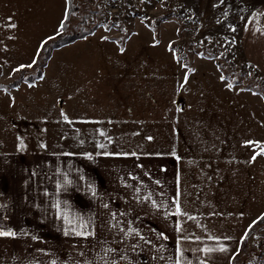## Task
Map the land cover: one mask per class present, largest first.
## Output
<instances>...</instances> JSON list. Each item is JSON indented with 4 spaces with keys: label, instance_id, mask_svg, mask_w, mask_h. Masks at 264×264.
<instances>
[{
    "label": "crops",
    "instance_id": "crops-1",
    "mask_svg": "<svg viewBox=\"0 0 264 264\" xmlns=\"http://www.w3.org/2000/svg\"><path fill=\"white\" fill-rule=\"evenodd\" d=\"M259 1L240 42L245 60L264 75ZM5 82L0 94L8 101L27 83L11 88ZM106 87V118L102 112L71 121L73 151L63 152L61 141L53 149L48 142L38 150L0 147V232L14 233L0 236V264H51L57 255L64 259L58 264H70L68 253L73 264H232L259 218L252 214L253 170L244 175L232 154L226 162L218 138L210 142V119L177 111L174 118H147L164 106L161 94L145 88L139 101H127L130 86ZM3 104L0 132L13 123ZM57 116L56 129L66 134L70 120ZM23 123L12 126L15 143L52 133L50 114ZM0 145H6L1 137Z\"/></svg>",
    "mask_w": 264,
    "mask_h": 264
},
{
    "label": "rangeland",
    "instance_id": "rangeland-1",
    "mask_svg": "<svg viewBox=\"0 0 264 264\" xmlns=\"http://www.w3.org/2000/svg\"><path fill=\"white\" fill-rule=\"evenodd\" d=\"M259 2L71 0L67 17L68 0H0V80L5 83L35 77L43 63L38 55L45 44L51 45L59 36L93 31L85 39L55 50L43 69V78L33 86L22 83L9 101L0 94L1 109L13 120V127L50 114L52 131L45 142L35 141L34 136L19 144L8 125L0 132L6 144L0 147L17 144L22 149L24 144L38 150L48 142L47 147L53 149L61 141L66 143L61 145L63 152L73 151L71 121L102 112L106 118L102 108L106 86H130L127 101H139L138 95L149 88L161 94L164 106L147 112V118H174L177 111L178 115L187 112L194 118L210 119L206 125L210 142L218 138L226 162L232 154L244 175L253 170L252 214L257 212L259 220L264 214V75L245 60L240 42L246 16ZM169 101L172 108L166 110ZM186 104L190 108L182 112ZM58 112L70 120L66 134L59 135L53 122ZM39 123L35 125L41 127ZM247 234L244 250L234 264H264V221ZM36 238L45 243L58 240ZM66 258L73 264L70 253ZM60 259L53 257L51 264ZM46 262L37 259L35 264Z\"/></svg>",
    "mask_w": 264,
    "mask_h": 264
},
{
    "label": "trees",
    "instance_id": "trees-1",
    "mask_svg": "<svg viewBox=\"0 0 264 264\" xmlns=\"http://www.w3.org/2000/svg\"><path fill=\"white\" fill-rule=\"evenodd\" d=\"M70 8H71V0H68V11H67V17L69 16V13H70ZM64 28V26H63ZM92 32L93 31H88V32H85V33H82V34H77V35H71V36H65L64 38H61L60 36L57 38V41L53 42L51 45H47L45 44L40 52V55H42V66H41V69H39V71L36 73V76L35 77H29L27 79V83H34L35 81L37 80H40L42 77H43V69L47 66L49 60L52 58V55H53V52L55 50H59L65 46H68V45H71L75 42H77L78 40H82V39H85L86 37L92 35ZM40 59V58H39ZM21 82L16 81L14 83H12V85H10L11 88H14L16 86H18ZM262 221H264V214L260 217L259 220L256 221V223H254L252 225V227L248 230V234L247 236H249L250 234H252L253 232V227H255L256 225L260 224ZM246 240L247 239H244L241 243V246H240V250L239 252L235 255L233 261H232V264L235 263V261H237V259L239 258V254L244 250V245L246 243Z\"/></svg>",
    "mask_w": 264,
    "mask_h": 264
},
{
    "label": "snow or ice",
    "instance_id": "snow-or-ice-1",
    "mask_svg": "<svg viewBox=\"0 0 264 264\" xmlns=\"http://www.w3.org/2000/svg\"><path fill=\"white\" fill-rule=\"evenodd\" d=\"M0 236H14V233H11V232H0Z\"/></svg>",
    "mask_w": 264,
    "mask_h": 264
}]
</instances>
